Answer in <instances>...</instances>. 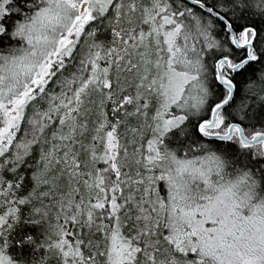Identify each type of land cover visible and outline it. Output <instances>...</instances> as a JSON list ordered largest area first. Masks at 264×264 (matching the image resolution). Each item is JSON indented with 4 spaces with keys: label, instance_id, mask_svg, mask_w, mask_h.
<instances>
[{
    "label": "snow or ice",
    "instance_id": "obj_1",
    "mask_svg": "<svg viewBox=\"0 0 264 264\" xmlns=\"http://www.w3.org/2000/svg\"><path fill=\"white\" fill-rule=\"evenodd\" d=\"M0 264H264V0H0Z\"/></svg>",
    "mask_w": 264,
    "mask_h": 264
},
{
    "label": "trees",
    "instance_id": "obj_2",
    "mask_svg": "<svg viewBox=\"0 0 264 264\" xmlns=\"http://www.w3.org/2000/svg\"><path fill=\"white\" fill-rule=\"evenodd\" d=\"M243 83V81H241V84ZM239 99H240V96L238 95V97H237V101H239ZM250 103H252L251 101H249ZM189 127H191V125H189ZM257 128H259V127H262L261 125H257L256 126ZM253 131L255 130V129H252Z\"/></svg>",
    "mask_w": 264,
    "mask_h": 264
}]
</instances>
